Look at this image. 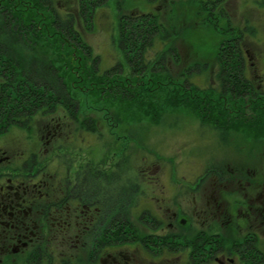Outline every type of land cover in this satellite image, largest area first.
<instances>
[{"label":"flooded vegetation","instance_id":"1","mask_svg":"<svg viewBox=\"0 0 264 264\" xmlns=\"http://www.w3.org/2000/svg\"><path fill=\"white\" fill-rule=\"evenodd\" d=\"M49 119L37 150L30 128L24 149L15 133L13 145L3 142L10 128L0 130V264H264L256 170L213 164L203 175L164 177L166 187L149 165L141 182L114 181L112 160L62 161L53 149L71 132ZM129 194L136 202H123ZM138 202L127 213L124 205Z\"/></svg>","mask_w":264,"mask_h":264},{"label":"rangeland","instance_id":"2","mask_svg":"<svg viewBox=\"0 0 264 264\" xmlns=\"http://www.w3.org/2000/svg\"><path fill=\"white\" fill-rule=\"evenodd\" d=\"M91 3L94 5V26L91 30L80 29L92 55L100 58V71L121 59L117 35L122 17L139 18L148 13L155 14L156 23L160 24L157 35H164V40L159 41L155 34L153 45L142 49L148 69L154 72L164 70L162 72L172 78L192 70L188 83L201 88L209 85L218 88L221 83L218 44L225 40L224 35L238 36L249 56L245 68L250 83L259 86L260 90L264 88V0H92ZM67 5L76 8L75 0L67 1ZM216 27L227 32L219 34ZM171 47L178 51L177 59ZM123 67L124 75L130 73L126 64ZM2 76L0 73V85L7 80ZM8 90L13 99L14 87ZM42 90L44 92L45 88ZM172 93V84H166L150 92L144 90L142 93L136 89L134 96H120V102H112L74 91L78 121L70 118L72 115L64 111L63 105L41 107L24 117L22 115L24 125L13 122L0 128L12 130L1 137L3 142L13 145L15 133L18 144L24 149L27 140L22 128L28 127L34 135L32 144L37 150L42 147L38 141V129L51 124L50 117L59 116L71 136L63 146L55 145L53 151L62 155L65 163L85 159L112 160L118 169L113 174L114 181L141 182L142 174L149 175L146 167L157 165L158 168H151L154 170L151 174L160 176L161 185L168 187L164 177L203 175L207 166L221 163L244 164L250 170H256L257 177L264 179V137H252L246 130L236 133L215 128L190 107L169 103L167 98ZM117 196L120 195H113V207L122 201V196ZM131 197L136 202V194H129L127 201L125 197L123 202H128ZM141 203L144 202L124 206L129 210L127 213H137ZM260 240L264 245L261 235Z\"/></svg>","mask_w":264,"mask_h":264},{"label":"trees","instance_id":"3","mask_svg":"<svg viewBox=\"0 0 264 264\" xmlns=\"http://www.w3.org/2000/svg\"><path fill=\"white\" fill-rule=\"evenodd\" d=\"M67 1L0 0V73L3 79L7 78L0 85V128L13 122L24 125L22 115L56 104L65 106L70 118L78 121L74 91L120 102V96H134L136 89L143 93L172 84L169 103L190 107L215 128L236 133L246 130L252 137H264V88L260 90L250 83L245 68L249 56L238 36L224 35L225 40L218 44V88H201L188 83L192 70L172 78L164 70L154 72L147 68L142 49L153 45L155 34L156 40H164V35H157L160 24L156 23L155 14L122 17L117 35L121 59L100 71V58L92 55L80 29L91 30L94 26L92 0H75L76 13ZM216 29L219 34L227 32ZM171 50L177 59L178 51L174 47ZM124 64L130 71L125 75ZM11 87L15 89L13 99L8 90Z\"/></svg>","mask_w":264,"mask_h":264}]
</instances>
